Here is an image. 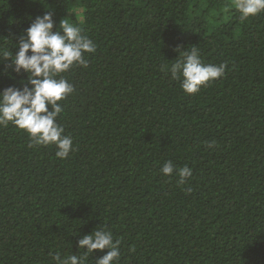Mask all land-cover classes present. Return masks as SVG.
Here are the masks:
<instances>
[{"label":"trees","instance_id":"trees-1","mask_svg":"<svg viewBox=\"0 0 264 264\" xmlns=\"http://www.w3.org/2000/svg\"><path fill=\"white\" fill-rule=\"evenodd\" d=\"M231 4L0 0V45L13 53L47 11L96 45L87 67L57 77L74 87L57 117L73 140L66 159L0 126V264L79 256L101 226L120 242L118 264H264V12L241 20ZM177 45L225 63L224 76L186 94L169 71ZM8 63L0 90L26 77ZM169 160L191 178L162 174Z\"/></svg>","mask_w":264,"mask_h":264},{"label":"clouds","instance_id":"clouds-1","mask_svg":"<svg viewBox=\"0 0 264 264\" xmlns=\"http://www.w3.org/2000/svg\"><path fill=\"white\" fill-rule=\"evenodd\" d=\"M231 8L239 12L241 20H246L264 12V0H232L231 5L225 6V11ZM54 26L53 14L47 11L34 17L18 41L14 43L11 39L12 46L18 48L15 53L0 45V61H9L3 71L6 74L9 70L14 74H26L20 81L21 86L9 85L0 90V126L7 127L11 123L28 134L30 146L55 145V155L66 159L73 151V140L64 134L57 117L64 111L59 102L73 93L74 87L68 80L57 77L74 65L87 67L86 54L94 53L96 45L82 33L81 27L67 20H60L55 30ZM174 50L179 52V59L171 64L169 71L172 79L181 81L186 94L200 92L202 86L225 74V63H204L195 46L181 50L177 45ZM160 171L165 176L176 171L180 184L192 175L191 168L185 165L177 169L171 160L165 162ZM119 244L113 233L101 226L78 240L77 249H83L81 255L71 254L62 258L57 253L52 259L55 264H85L94 250L108 249L95 259V264H118L121 255Z\"/></svg>","mask_w":264,"mask_h":264}]
</instances>
